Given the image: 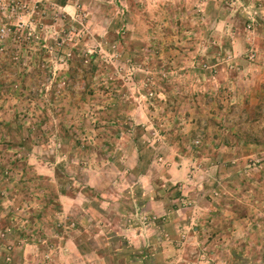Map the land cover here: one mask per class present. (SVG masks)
I'll return each instance as SVG.
<instances>
[{"label":"rangeland","instance_id":"1","mask_svg":"<svg viewBox=\"0 0 264 264\" xmlns=\"http://www.w3.org/2000/svg\"><path fill=\"white\" fill-rule=\"evenodd\" d=\"M174 1L0 0V59L10 46L17 61L0 72L2 262L19 249L25 264H60L76 221L58 207L56 187L74 182V188L96 192L82 167L99 146L98 132L113 126L132 129L141 145L150 146L151 159L165 139L188 145L194 154L203 151L200 156L210 159L199 161L198 172L221 175L202 198L171 192L169 198L180 199L170 203V212L124 208L123 218L144 236L159 222L182 221L166 247L174 264H223L238 244L248 245L249 235L264 236V229L248 223L236 229L235 218L219 212L238 208L239 215L246 214L242 204L251 209L248 203L257 202L254 194L235 200L237 158L244 156L243 180L250 172L264 178V102L235 103V31L240 63L258 67L264 62V6L255 4L258 15L249 18L235 0H221L187 17L177 14ZM147 29L160 33H135ZM84 52L94 54L97 65L88 75L89 93L81 96L83 81L69 78V59ZM33 69L40 73L25 82L37 85L21 88L22 73ZM17 123L24 127L17 130ZM35 124L34 131L26 130ZM21 137H27L25 144L18 143ZM237 141L256 147L235 149ZM187 167L186 174L195 168ZM208 201L214 212L198 220ZM250 218L258 219L253 213Z\"/></svg>","mask_w":264,"mask_h":264},{"label":"crops","instance_id":"2","mask_svg":"<svg viewBox=\"0 0 264 264\" xmlns=\"http://www.w3.org/2000/svg\"><path fill=\"white\" fill-rule=\"evenodd\" d=\"M220 1L188 0L185 3L184 0H175L174 4L177 14L192 17L194 11L202 10L203 5L207 6L209 3H214L217 6L221 3ZM263 1L235 0V4L242 6L240 9L245 11L244 14L252 18V15L257 16L260 10L254 5L264 6ZM184 3L185 8H183ZM248 7L253 9L247 10ZM135 33L139 37H145L148 33L154 35L160 31L147 29L136 30ZM198 35L201 36L202 34ZM238 40V32L235 31V103L248 107L256 101L264 102V62L258 67L255 64L240 63L241 60L237 57ZM201 45L202 42L200 41L198 46L200 50ZM139 140L140 137L135 138V133L132 134V129L122 126H113L112 130L99 131V146L91 149L84 162L86 166L82 167V169H86L85 181L87 185L93 187L96 192L94 193L89 189V193H87V190L74 188V182L70 188L56 187L58 207L68 211L76 221V226L67 233L66 245L68 250L60 259L58 258L61 261L60 264H174V257L167 254L166 247L176 234L177 229L175 227L181 225L182 221H179L178 224L159 222L150 229L149 233L146 234L147 236H144L142 229H139L135 224H128L123 218L124 208H141L156 213L170 212V203L180 199L179 197L169 198L168 195L171 192L176 191L183 196L190 193L194 197L202 198L203 194H208L209 185L211 183L215 185V181H219L221 175L211 176L204 171L202 174L198 172L197 169L201 163L199 161L210 159L207 156H200L203 151L199 155L194 154L188 145L181 144L184 148H180L182 147L180 144L178 146L177 143H171L165 139L166 142L157 143L155 158L151 159L150 154L146 152L150 146L148 144L141 145ZM208 147L205 146L204 148L207 149ZM241 147L253 151L256 144L250 141L235 142V149ZM243 158V155L237 158L238 162L235 163V200L239 201L244 196L254 194L253 198L257 202L256 204L248 203L249 207H253L251 209L246 206L247 204H242L246 214L239 215L238 208H235V213L231 208H220L219 212L221 211V214L223 213L227 217L235 218L236 229L244 227L248 223L251 225V227L249 226L250 229L263 230L264 178H259L255 173L250 172L249 178L245 177L243 180L241 175L244 171L242 167ZM191 165L195 167L194 170L191 167L192 172L186 174L185 172L189 170L187 166ZM108 169L113 170L114 176L109 173V176L105 174ZM117 175L119 178L115 177ZM244 181L248 183L247 189L243 185ZM128 188L129 190H127ZM121 191L125 192L124 195ZM91 197L95 201L89 199ZM213 212L214 210L208 201V204L203 203L202 207L199 208L200 216L195 217L199 220L203 215L208 216ZM251 213L257 215V221L250 218ZM247 214L249 216L246 221ZM101 219L107 223H102ZM196 230H198L197 227ZM251 237L249 235L247 238L246 243L248 245L238 244L232 250V254L224 259L223 264H252V261H261L264 264V250H255L260 249V247L264 248V236ZM3 245L4 239H0V264H25L22 259L23 254L19 249L13 251L10 262H2Z\"/></svg>","mask_w":264,"mask_h":264},{"label":"trees","instance_id":"3","mask_svg":"<svg viewBox=\"0 0 264 264\" xmlns=\"http://www.w3.org/2000/svg\"><path fill=\"white\" fill-rule=\"evenodd\" d=\"M6 47V46H5ZM0 48H4V44H0ZM7 51H9L10 54L7 53V55L5 56V58L2 60L0 59V72H2L3 70H5L6 67H11L10 65L12 63H16L17 61H14V54H13V48H8V46L6 47ZM69 78L71 79L72 82H76L77 79H79V81H83V85L82 88L80 90L79 93H81V96L89 93L90 88H89V80H88V75L91 74L95 69H96V61H95V55L94 54H88L87 52H84L83 54H79L77 56H73L72 59H69ZM18 63H20L18 61ZM14 65V64H12ZM40 70L37 69H33V73L31 71V73L29 74V72H26V70L22 73V77L20 78L21 80H19V84L21 88H24L26 85L28 86H33V85H37L34 80L32 81L33 83H26L25 82V77L28 75H33V74H39ZM1 74V73H0ZM27 79V77H26ZM11 82V81H10ZM4 83V79L0 78V87L3 86ZM12 83H15V80H12ZM16 84V83H15ZM18 85V84H17ZM16 87V86H15ZM29 95L31 97H36L34 96L35 94V90L32 91L30 90ZM36 125L35 124V128H30L28 127L26 130L31 132L32 130L34 131L36 129ZM8 127V126H7ZM23 124L22 123H17V130H20L21 128H23ZM27 137H21L18 141V143L20 144H25Z\"/></svg>","mask_w":264,"mask_h":264}]
</instances>
